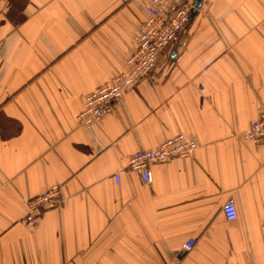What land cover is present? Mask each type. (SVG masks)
Returning a JSON list of instances; mask_svg holds the SVG:
<instances>
[{"label":"crops","instance_id":"crops-1","mask_svg":"<svg viewBox=\"0 0 264 264\" xmlns=\"http://www.w3.org/2000/svg\"><path fill=\"white\" fill-rule=\"evenodd\" d=\"M145 16L140 0H0V264H264V143L245 137L264 108V0H201L183 44L82 124ZM179 133L194 156L143 183L130 157Z\"/></svg>","mask_w":264,"mask_h":264},{"label":"built area","instance_id":"built-area-1","mask_svg":"<svg viewBox=\"0 0 264 264\" xmlns=\"http://www.w3.org/2000/svg\"><path fill=\"white\" fill-rule=\"evenodd\" d=\"M146 11L136 36V50L127 59V68L117 74L111 82H107L93 92L85 95L84 108L79 115L82 124H91L106 113L125 94V92L155 68L158 57L170 44H183L185 30L191 20L197 0H140ZM245 137L255 143H264V108L260 116L253 121L246 131ZM198 144L184 133L164 141L160 145L141 149L129 159V167L137 172L145 184L153 180L151 166L165 163L177 157H192ZM119 179V175H115ZM60 188L54 186L28 202L26 222L34 227L40 211L51 209L59 204ZM223 212L227 220H236L239 216L237 202L229 198L223 204ZM196 243L195 238L188 239L182 250L190 251Z\"/></svg>","mask_w":264,"mask_h":264},{"label":"water","instance_id":"water-1","mask_svg":"<svg viewBox=\"0 0 264 264\" xmlns=\"http://www.w3.org/2000/svg\"><path fill=\"white\" fill-rule=\"evenodd\" d=\"M200 5H201V0H197L194 12L196 11L197 8H199Z\"/></svg>","mask_w":264,"mask_h":264}]
</instances>
